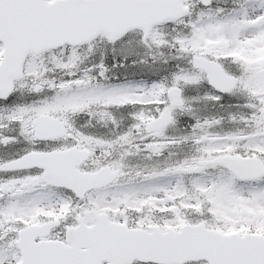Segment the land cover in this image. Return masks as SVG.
Returning <instances> with one entry per match:
<instances>
[{"label":"snow or ice","instance_id":"1","mask_svg":"<svg viewBox=\"0 0 264 264\" xmlns=\"http://www.w3.org/2000/svg\"><path fill=\"white\" fill-rule=\"evenodd\" d=\"M0 264H264V0H0Z\"/></svg>","mask_w":264,"mask_h":264}]
</instances>
